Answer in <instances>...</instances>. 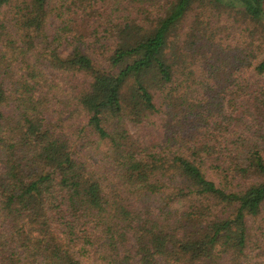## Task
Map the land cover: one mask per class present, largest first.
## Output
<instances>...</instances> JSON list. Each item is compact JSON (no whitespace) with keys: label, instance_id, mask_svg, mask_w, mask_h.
Instances as JSON below:
<instances>
[{"label":"trees","instance_id":"obj_1","mask_svg":"<svg viewBox=\"0 0 264 264\" xmlns=\"http://www.w3.org/2000/svg\"><path fill=\"white\" fill-rule=\"evenodd\" d=\"M0 264H264V0H0Z\"/></svg>","mask_w":264,"mask_h":264},{"label":"rangeland","instance_id":"obj_2","mask_svg":"<svg viewBox=\"0 0 264 264\" xmlns=\"http://www.w3.org/2000/svg\"><path fill=\"white\" fill-rule=\"evenodd\" d=\"M78 148V147H77Z\"/></svg>","mask_w":264,"mask_h":264}]
</instances>
